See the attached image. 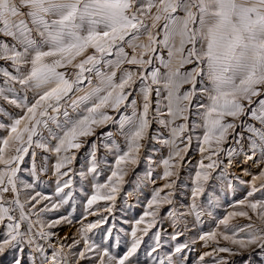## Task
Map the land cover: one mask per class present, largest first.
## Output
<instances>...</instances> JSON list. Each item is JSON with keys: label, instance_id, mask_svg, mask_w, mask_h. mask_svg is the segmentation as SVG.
<instances>
[{"label": "snow or ice", "instance_id": "6c2138e0", "mask_svg": "<svg viewBox=\"0 0 264 264\" xmlns=\"http://www.w3.org/2000/svg\"><path fill=\"white\" fill-rule=\"evenodd\" d=\"M0 132V264H264V0H0Z\"/></svg>", "mask_w": 264, "mask_h": 264}, {"label": "rangeland", "instance_id": "374dc122", "mask_svg": "<svg viewBox=\"0 0 264 264\" xmlns=\"http://www.w3.org/2000/svg\"><path fill=\"white\" fill-rule=\"evenodd\" d=\"M101 130H98V133ZM104 131H107V129H104ZM6 133L0 132V136L5 135ZM86 151V149L84 150ZM100 157L103 158L104 156V150L101 149L99 153ZM191 157L195 158L196 154L195 151L191 152L189 154ZM109 161H113V157H108ZM195 162V159L192 161ZM81 161H77V168L80 167ZM251 167V166H249ZM145 169V164H141L139 169L137 171H140L141 173ZM253 171H257V169L253 168ZM110 174L109 172H104L101 174V176L98 178L99 182L103 183L106 179L107 175ZM75 179L78 180V177ZM245 179H250V177H246ZM153 186L151 184H148L146 187H143L142 191H136L133 192L131 196L128 195L129 192L133 191V185L126 184L124 185L122 191L117 195V199L115 201L114 209L112 213L103 212V208L109 204L110 202L106 201H100L99 205L96 207H99L101 209V214L108 216V223L103 226L104 229L107 227H111L115 225L116 231L113 233V240H115L117 237H123L124 239H128V237L125 235L126 232L130 231L131 222H133L135 219H138L139 216L144 211V206L146 205L147 199L151 196ZM37 190L43 191L45 193H51L54 191V186L48 181V179L45 177L43 178L42 182L38 186ZM90 193V188H89ZM246 191V189H245ZM244 191H237L235 194H229L227 198H222L221 201V207L214 210V214L217 217H220L224 214L225 209L227 208V205L231 203L234 199H239L243 196ZM82 212V205H78L76 210V218L78 219L80 217V214ZM90 221L97 219V217H89ZM204 223L201 224L199 227L203 229L204 231H207L211 229L212 227H215V223L210 217H205ZM238 223H246L247 221H244L243 219H239L237 221ZM163 229H165L167 232H171L172 229L169 227V224L166 222L162 225ZM60 235H63L65 232H70L71 230L67 227L61 228ZM104 234L103 230H96V235L94 239L99 240L100 236ZM195 234V233H194ZM183 239V238H182ZM151 241L149 238H145L144 245L141 248L139 252V258L141 260V264H143V261L146 259L145 257V251L150 245ZM223 244V241L221 242ZM210 249L202 248L199 243H197L193 250L188 254L189 260L188 264H192V261H194L200 252L202 251H208ZM123 251V249H121ZM221 255H227V254H221ZM7 259V258H6Z\"/></svg>", "mask_w": 264, "mask_h": 264}]
</instances>
